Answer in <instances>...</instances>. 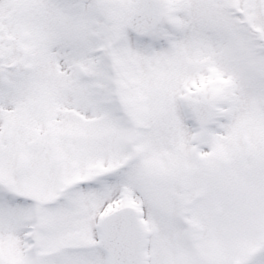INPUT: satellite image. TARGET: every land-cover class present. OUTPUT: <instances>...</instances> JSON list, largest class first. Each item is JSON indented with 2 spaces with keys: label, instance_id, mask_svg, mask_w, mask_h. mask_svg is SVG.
Instances as JSON below:
<instances>
[{
  "label": "snow or ice",
  "instance_id": "6c2138e0",
  "mask_svg": "<svg viewBox=\"0 0 264 264\" xmlns=\"http://www.w3.org/2000/svg\"><path fill=\"white\" fill-rule=\"evenodd\" d=\"M0 264H264V0H0Z\"/></svg>",
  "mask_w": 264,
  "mask_h": 264
}]
</instances>
